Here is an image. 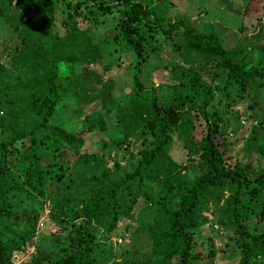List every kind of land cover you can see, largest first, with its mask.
<instances>
[{
    "label": "trees",
    "instance_id": "16d2710c",
    "mask_svg": "<svg viewBox=\"0 0 264 264\" xmlns=\"http://www.w3.org/2000/svg\"><path fill=\"white\" fill-rule=\"evenodd\" d=\"M56 1L29 0L34 24L29 31L10 24L18 40L0 61V264H13L14 253L32 246L44 201L60 229L57 248L31 253L24 264H95L97 236L141 210L150 223L133 234L145 235L149 263L195 264L212 255L198 239L209 207L217 211V225L232 229L237 264H264V227L248 223L250 217L264 220V167L254 169L258 156L232 165L223 142L230 120L222 115L229 110H207L215 93L224 100L231 90L238 96L264 93V23L252 42L227 48L214 32H193L182 19L169 22L164 34L183 26L182 63L171 67L169 85L147 88L138 78L152 51L142 30L153 14L145 1L69 0L62 33L54 26ZM252 1L244 0L245 7ZM6 9H0L3 25ZM112 10V43L119 40L135 57L133 85L116 97L110 81L85 83L73 74L74 57L82 46L91 47L88 26ZM78 18L86 21L78 25ZM254 49L263 58L244 64L241 58ZM61 65L66 74L60 80ZM193 67H211L214 84L201 83ZM78 89L85 103L96 100L103 109L83 114V128L65 129L55 116L63 94ZM111 112L121 136L111 138L105 151L83 150V134L102 128ZM136 131L143 137L132 170L112 177L106 159ZM173 136L186 148L185 162L169 153ZM38 150L52 159V168L41 163Z\"/></svg>",
    "mask_w": 264,
    "mask_h": 264
},
{
    "label": "rangeland",
    "instance_id": "374dc122",
    "mask_svg": "<svg viewBox=\"0 0 264 264\" xmlns=\"http://www.w3.org/2000/svg\"><path fill=\"white\" fill-rule=\"evenodd\" d=\"M69 0H57L55 3L54 26L59 33L63 32L60 21L64 20L68 10L66 2ZM147 3L153 14L143 20L142 30L146 34V41L152 47L149 57L138 74L139 81L144 87L162 89L172 82L171 67L181 64L179 49L183 45L180 33L182 25H178L171 33L164 34L162 28L167 27L169 22L182 19L193 32H214L221 39L225 47L231 48L245 45L248 40H253V35L258 30V25L264 23L262 8L264 0H254L245 7L244 0H143ZM7 0H0V9H6ZM3 18L5 24H0V61H6L9 50L12 49L17 37L14 33V25L30 30L34 24L30 14L29 0H11ZM15 14V15H14ZM117 12L96 17V20L88 26L87 34L90 35V48L82 46L80 52L73 60L74 78L84 79L85 83L94 79L110 81L112 96L128 92L132 83L133 53L124 47L119 40L112 43V37L116 34L114 28ZM156 17L160 18L159 20ZM78 25L86 20L78 18ZM11 24V25H10ZM250 51V50H249ZM256 49L251 50L247 57H242L244 64H250L260 57ZM185 65V63H184ZM201 83L213 85L209 79L211 67L202 70L193 67ZM61 77L66 74V66H60ZM88 86V84H84ZM260 90V88H259ZM261 91V90H260ZM81 89L76 93L71 90L63 94L62 105H60L55 116V121L65 129L77 130L83 128L82 115L90 111H101L103 108L98 101L85 103L80 97ZM216 96L208 104V112L224 113L222 117L230 120L226 125L225 143L226 157L233 165H241L246 159H255L253 167H264V93L255 95L251 90L242 93V96L231 90L228 97L224 99ZM241 95V94H240ZM226 110V111H227ZM102 128H95L83 134V150H107L109 140L121 136L122 132L115 123L113 113L103 117ZM228 131H231L228 133ZM139 131L134 132L124 140V149L111 150L106 164L112 177H121L124 173L132 170L137 159V150L142 141ZM116 152L114 156L113 152ZM41 163L53 167L52 159L46 157L44 151L38 150ZM171 157L178 163L185 162L187 157L186 148L182 140L173 136L169 150ZM56 169V167H55ZM58 173L51 172V181L55 183L54 176ZM31 202V201H30ZM32 203H35L32 201ZM28 204V202H24ZM43 214L37 223L36 235L33 244L25 252L13 254V264H24L31 253L37 251L56 250V237L59 239V226L56 219L48 212V203L41 204ZM206 218L199 226V240L204 242L211 256H205L195 264H237L238 253L234 250V235L232 229H226L216 224L217 211L213 207L202 213ZM147 211L136 212L131 218H121L113 231L102 233L97 236V247L95 250V264H150L149 247L143 233L133 234L138 226L148 225L150 222ZM250 225L257 228L264 227V220L256 221L254 217L248 219ZM171 264V263H169ZM173 264V263H172Z\"/></svg>",
    "mask_w": 264,
    "mask_h": 264
}]
</instances>
